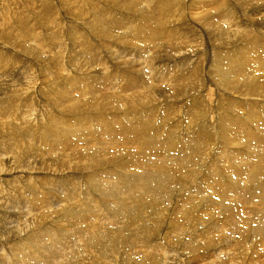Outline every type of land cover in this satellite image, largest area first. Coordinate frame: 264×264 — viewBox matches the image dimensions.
Wrapping results in <instances>:
<instances>
[{"label": "rangeland", "instance_id": "1", "mask_svg": "<svg viewBox=\"0 0 264 264\" xmlns=\"http://www.w3.org/2000/svg\"><path fill=\"white\" fill-rule=\"evenodd\" d=\"M138 1L139 3L137 6L132 4L133 8L131 10L135 12L134 10L136 8V12L139 13L140 11L141 16L138 17V20L135 21L134 18H132L131 21L134 22H132L133 24L138 21L140 26L142 25L143 27L138 25L139 29L137 26L135 32H131L130 29L127 28L124 30L123 28L122 32H125L126 37V40H123L125 43L123 49H120L118 46L115 47L112 43L102 44L105 49H110L113 52L115 51L113 53V60H111V58L107 60L108 66H110L108 71L104 67L105 59L103 54L100 57L94 52L84 55L76 53L79 61L69 62L74 66L68 63V58H66L67 61L63 59L64 64H67L66 68L71 73V81L65 83V85L62 84L64 91L51 96L45 94V99L38 98V96H40L39 93L44 95V91L40 88H38L39 90L37 89L38 91L35 90L31 92L32 94H30V96L34 99L32 103H30V106L25 108L24 111L23 109L18 110L21 111V113L19 112L20 116H18L21 120L15 121L13 118V122H18L17 124L21 130L19 132L7 134L6 130L2 129V127L0 128V264H13L14 261L16 262L17 258L13 256L15 255L13 253H16L14 249L15 246L23 247L22 250L27 254L35 253L34 250L38 249V245L32 246L35 235L32 229L34 227L36 228V226L30 225L32 215H34V213L42 215L44 210L48 211V213L52 211L54 214L64 213L67 210V205L63 201V187L65 183L67 186H74L75 183H78L81 189L86 186L89 188H97L100 186L98 183H88V179L91 178L90 174L93 170L87 171L76 167L77 161H82L77 160V158L90 157V153L99 152L94 137V135L99 133L98 130L100 131L103 129L105 132L104 135H100L98 146L101 147V149L107 148L111 150V154H113V156H110L111 158H119L122 156L119 148H122V152L127 153V155L124 156L125 159L115 164V166L126 165L125 169H128L127 171L129 173H133L135 170L138 172L142 171V162L140 167L134 165L137 161L134 160L136 149H139L138 151L140 153L141 149H143L142 146L137 148V141H139L137 130L140 125L137 124V121H139L137 116L139 117L141 115L140 112L148 111L149 109H151L152 113H155V109H153L154 105L152 103H143L144 98L134 103L138 105L137 107L131 106L133 103H131L130 100L136 93L135 86L133 85H136V83L149 85L152 89L156 90L157 93L162 89L170 91L173 88L170 92L160 93V95H157V101L155 100V106L160 110H158L160 113L162 112L159 116V120L161 128L163 129L159 134L160 137L157 143L156 141H154L155 144L152 143V149L154 150V153H151V155H154L152 158H156L155 154L159 158L161 157L160 159L168 155L166 151L168 152L172 147V145L170 146L169 140L171 136L175 135L178 138L184 137L185 134L183 136H181V134L183 131L187 132L188 130L185 129L183 120L186 118L189 106H192L189 100L194 95L200 96L198 97L200 99V105L196 107L201 109V112L205 115L204 118L208 116L206 119H203L202 122L205 121L209 123V134L212 135L213 139L211 143L207 145L206 150L205 145H201L203 152L200 151L198 157L194 158L190 165L192 176L189 178L181 177L170 184L167 193L168 197L163 204L165 205L164 207L171 206V209H173L174 206L181 207L180 209L183 210V214L189 212V215L184 217L187 218L189 226L196 229L189 236V230L185 227V234L181 241H170L168 239L167 244L163 243L162 247L165 249L166 255H164V252L159 254L160 251H156V254L160 256H144V254L140 252L143 247L138 249L136 241L130 239L124 245H122L123 242L120 243L122 246L121 249L115 252L117 255L114 254L117 257L109 256L110 254L108 255L107 253L101 252L98 254V259L96 261L99 260L102 264H107L105 260L114 262L115 259L116 264H151L152 262L153 264H164V262H168V264H208L210 262L207 257L209 251L213 252L211 256L212 260L216 258L214 254H217L221 248L226 247V242H236L237 237H239L238 228L242 224L241 220L239 222V218H246V221L254 220L252 223H249L250 228L257 227L256 223L258 222H262L261 225H264L263 211L252 210V205L246 202L244 203V207H242L244 209H241L239 196L236 195V197L233 198L234 196L231 195V192L234 189L228 188V186L231 185L230 182L235 179L237 173V175H241L242 183L245 186V188H235L238 190V193L240 192V194H242L245 191L248 193V190L252 189L253 183L251 181L255 180L256 182V179L251 177L248 183V172H246L247 163L244 164V161H247V159L250 158L249 156L254 153L251 161L252 171L257 172V168L263 169L264 160L262 163L260 161L264 153V140L260 137L261 131L258 127H253L252 134L254 142L247 143L245 139H241L240 137L233 138L229 136L227 127L224 125V123L226 124L224 117L228 116L229 113V115H234L232 113L234 111L235 114L240 116L239 121L246 122V127L250 129L252 126L250 127V124L245 121V118L250 116L247 114L251 113L253 110L257 113L264 110V78L262 77V75H264V49L262 48V53H260L262 60L253 55L252 51L248 53V59L251 60L247 69L249 77L251 76L250 78L240 73L238 77H236V74H233L234 71H227V69L221 70L219 73L216 70L217 61L220 59H228L227 65H230L228 67L233 68L236 65L238 54L241 53L243 47H245L243 43L259 39L256 38L258 34L260 38H264V0H226V5L224 4V0H182L184 13L179 21H176L175 17L170 16L171 13L173 14L176 11H166L164 8H160L158 0H156L158 2L155 0ZM124 2L127 1H121V3ZM127 5L129 7V3ZM95 8L94 13L99 15L101 9L98 7ZM181 8L182 5L179 3L178 11H180ZM36 10L38 11V9ZM230 10H232V14ZM109 19L111 20L112 16H109ZM65 24L68 26L69 22L67 21ZM44 25V31L49 33L47 28L48 23L44 22ZM80 28H82L81 25ZM64 29L68 31V28ZM83 29L85 30V28ZM121 29L122 28H120V31ZM170 29L172 30L171 32L169 31ZM66 30H63V32ZM241 30L245 31V37L246 33H249L246 38L241 35L243 32ZM143 31L147 32V34H144ZM15 33L16 35L14 34L13 36H15L16 42L20 40L17 43H21L23 40L19 38L21 36L20 33ZM66 33L64 32L63 35L61 34L64 40L67 37L66 35H68V33ZM250 33L252 35H250ZM117 34L121 33L118 31L114 32V36ZM162 37H164V42ZM229 37L232 38L228 39ZM170 39L172 44H170ZM42 40L40 39L35 43L36 45H30L33 49L34 47L39 48L41 44L40 48L43 50L41 51V55L40 53L38 56L36 54V56L32 57V59H34L33 61H28L29 59L23 58V60L19 61L12 69L6 68L10 75L8 84L10 81L18 82L21 79L26 80V78L21 75V71L25 66H29L28 68L32 67L36 70L34 72V78L38 85H40V82H43L44 78L47 76L50 78L47 82L49 87L57 80L56 78L61 81L65 78L66 73L64 70H58L60 74L57 75L56 70L59 68L56 69L57 64L51 61V51L58 45L56 47L52 45L51 48L48 44L51 38H49L48 42H46V39ZM94 40H96V38H94ZM95 44L97 43L95 42ZM115 44L118 45V43ZM78 46L79 44L77 43L71 47L72 51L75 49L77 51ZM254 47H258V45L254 44L251 48ZM117 49H119V51L116 52ZM160 49L161 51L159 52L158 50ZM33 50L34 53H36L35 49ZM20 52L22 51L17 49L15 55L19 56ZM170 52L171 55H168ZM46 58L50 59V61L47 60L50 66L52 65L50 69L48 67L49 63L46 62ZM42 60L43 63H41ZM179 63L180 65L177 66ZM46 64H48V66ZM181 66L184 68L185 72H188L190 69L194 71L197 68H203V75H200V82L194 89H190V87L192 88L193 86H191V79L189 78H185V81H182L184 85L181 83L176 84V81H178L177 69L178 67L181 68ZM44 67L46 69H44ZM83 72L87 74L84 75ZM226 79L227 82L231 81L230 83L228 82L230 85L229 87H233L239 82L241 85L248 82V87L253 82L256 84V87H260L258 86L260 82L261 89H247L246 87L240 86L235 89H226L222 85L223 81ZM170 81L175 84V86L173 87L171 85L167 88ZM16 82L14 84H16ZM126 85L128 86L127 91L125 90ZM10 87L11 90L14 88V85ZM175 87L178 89L187 87V94L183 96H173L171 92H174ZM63 104H65V106H62ZM95 104H99V107H94ZM126 105L132 109L127 110ZM226 109H229V111ZM230 110L232 111L230 112ZM254 111L252 114H255ZM23 112L26 114V117L30 118L28 123L32 125V129H35L31 137L32 140L27 138L29 136L27 132L30 129L28 127L25 129L22 128V126H26L21 117L23 116ZM159 112L156 113L158 114ZM167 114H169V117ZM4 116L5 115H3L0 110V120ZM220 117H222L223 120ZM54 118H56L63 127V130L59 131L60 134L64 136L65 133H68V135H65L67 142L64 143L62 148L58 147V145H60V143L57 142L59 139H57V137L55 138V136H49L48 134L50 132V127L47 124L51 126L50 122ZM153 118L154 117H152V119ZM259 120L260 123L264 122V120L260 118ZM199 121L201 122V120ZM74 122H78L80 125L78 126V130L74 128L73 131H71ZM182 123H184V125H182ZM154 124L156 125V121ZM47 130L49 132H46ZM191 133L192 131L187 132V134ZM146 139L149 140L148 135ZM167 139L169 144L166 143ZM246 139L252 140V138L249 137ZM47 141H51L52 143L49 142L45 144ZM160 142V147L156 146ZM259 143H263V146L259 145ZM198 147L200 148L199 145ZM159 148L160 152L157 151ZM259 149L261 152L263 151V153H261ZM257 150L259 151L255 154ZM260 155L261 157H259ZM66 159L70 160L69 165L65 164L66 162L64 161ZM108 161L109 160L105 161V170H101L97 174L114 170L109 168L113 166L112 162L106 165ZM242 165L245 168L244 170H241ZM233 168H236L238 171L234 172L232 170ZM112 172L115 173L114 171ZM261 174L262 179H264V171L261 172ZM108 177L115 178V175L111 174ZM224 177H226V179ZM192 178L194 180L193 182H191ZM220 186L222 190L219 189ZM200 189L203 190V199L197 198L195 195V192ZM44 201L45 206L43 205ZM241 202L243 201L241 200ZM34 206H36L35 208L41 207L44 209L42 212L36 211L34 210ZM73 208H75V206ZM202 213L209 214L212 219H206L205 217L200 219L197 215ZM171 214H173V212H171ZM51 215L53 214L48 215L50 217H48L47 221H44L47 223V226L40 229V231L44 232L48 227L62 226L63 223L59 219L63 214ZM173 216L176 219L182 218L180 213ZM261 218L263 219L262 221ZM183 221H185V219ZM146 222L147 217L144 218L143 223L140 222V224L145 225ZM50 224L53 225L51 226ZM208 227L209 230H207ZM166 230L167 229L162 230L154 242L161 241V233L166 232ZM144 233L142 235H144ZM155 234L158 233L155 231ZM221 236H223L222 239H220ZM200 237L219 240V243L216 242L218 244L213 245L215 249L213 247L211 249L207 247L203 248L202 246L206 252L208 251L202 254L204 250L199 248V245L197 246L196 244H202V239ZM190 238L192 243L196 245L198 255L193 252L194 246L189 252L192 253V255H196L193 256L196 257V259L188 258L189 252L187 249H184L186 244L190 242ZM257 240V243L254 244V252L256 251L255 247H259L264 238L259 236ZM247 241L251 242L252 239L249 238ZM261 252L264 254V246L261 247ZM253 253L250 256V260L255 264ZM179 255L181 258H179ZM73 259L74 256L72 257V261ZM90 259H93V257H86L85 261ZM49 260L52 261L53 258ZM56 262L54 264H59L58 260Z\"/></svg>", "mask_w": 264, "mask_h": 264}, {"label": "bare ground", "instance_id": "2", "mask_svg": "<svg viewBox=\"0 0 264 264\" xmlns=\"http://www.w3.org/2000/svg\"><path fill=\"white\" fill-rule=\"evenodd\" d=\"M121 1L123 0H0V41H2L0 42V110L2 111V114L5 115L0 120V128L2 127V129L6 130L7 134H12L21 130L19 129V126L17 124L18 122H13V118L15 119V121L21 120L18 117L20 116L19 112L21 113V111L18 110L23 109L24 111L25 108H28V106H30V103H32L34 99L30 96V94H32L31 92L40 88L42 91H44V95H41L39 93L40 96H38V98L45 99V94L51 96L57 95L64 91L62 84L65 85V83L71 81V73L66 68L67 64H64L63 59L68 58V63L70 61L78 62V53L84 55L86 53L94 52L97 53L100 57L103 54L105 59L104 67L105 69H107V71L110 69L107 60H110L109 58L113 60V53L115 51L113 52L110 49H105L102 44L112 43V45H114L115 47L118 46L120 49H123V46H125L123 40H126L125 32H122L123 28L124 30L125 28H127L130 29L131 32H135L137 30L135 28L138 25L140 26V23L138 21L135 22V24H133L134 22L131 21L132 18H134V20L136 21L138 20V17L141 16L140 11L139 13L136 12L135 7V12L131 10L133 8V5H138L139 1L126 0L129 3V7L127 5V2L121 3ZM158 1L160 4V8H164L166 11H176L173 14L171 13L170 15L175 17L176 21H179L182 18L184 13L182 0ZM179 3L182 5L180 11H178ZM224 4L226 5V0H224ZM95 7L101 9V13L99 15H96L94 13L96 9ZM35 8L38 9V11ZM230 11L232 14V10ZM109 16H112L111 20L109 19ZM67 21L69 22L68 26H66L68 23L65 24ZM44 22L48 23L47 28L49 30V33L47 31H44ZM131 23L134 25V27ZM80 25L82 26V28H80ZM140 27L143 26L141 25ZM64 28H68V31ZM83 28H85V30ZM120 28H122L121 31ZM171 29L169 30L170 32L172 31ZM63 30H66L64 32L68 33V35H66L67 37L65 40L61 37V34H64ZM116 31L120 32L121 34H117L114 36V32ZM241 31H243L241 35L246 38L249 33H246L245 37V31ZM15 32H19L22 36L19 37L21 38V40H23L21 43H17L20 40H17L16 42L15 36H13L14 34L16 35ZM143 33L147 34V32L145 31H143ZM250 35L252 34L250 33ZM257 36L256 38H259L261 41L259 39H254L252 41H247L243 43L245 47H243L242 52L238 54L236 65L233 68L228 67L230 66L227 65L228 59L218 60L216 67L218 73L221 72V70L227 69V71H234L233 74H236V77H238L239 73L241 75H244L245 77H249V73L247 70L248 65L251 61L248 59L249 51H252V54L256 57L261 58L260 53H262V48L264 49V38H260L259 34ZM49 38H51V41H49ZM94 38H96V40H94ZM162 38L164 42V37ZM230 38L232 37H229L228 39ZM40 39H46V42L49 41L48 44L51 48L52 45H55L54 47L58 45L55 49H53V51L55 50L54 52L50 50L52 52L51 61L57 64L56 69L59 68L56 70L57 75L60 74L58 70H64V72L66 73L65 78L62 81L56 78L57 80L53 82V85L51 87H49L47 85V82L50 80V78L49 76H47L46 78H44L43 82L39 81L40 85H38L36 79L34 78V72L36 70L32 67L28 68L29 66H25L21 71V75L25 77L26 80L21 79L18 82L10 81L8 84V81L10 80V75L8 74L9 71L6 68L12 69L19 61L23 60V58L29 59L28 61H33L34 59H32V57L36 56V54L38 56L39 53L41 55V51L43 50H41L40 48V43H38L40 44L39 48H33L35 49L36 53H34V50L30 46L31 44L37 43ZM95 42L97 44H95ZM77 43L79 44L77 51L76 49L72 51L71 47H73ZM115 43H118V45H116ZM170 44H172L171 39ZM254 44H257L258 47L251 48ZM17 49L22 51L19 53V56L15 55ZM117 51H119V49H117L116 52ZM158 51L160 52L161 49ZM168 55H171V52ZM43 60L41 63H43ZM47 60L50 61V59L46 58V62L49 63ZM46 65L48 66V64ZM179 65L180 63L177 66ZM51 66L49 63V69ZM44 69L46 68L44 67ZM177 71L178 81H176V84L181 83L184 85V82L182 81H185V78H189L191 79L190 84L191 86H193L192 88L190 87V89H194L195 87H197L196 85H198L200 82V75H203V68H197L194 71L190 69L188 72H185L184 68L181 66V68L178 67ZM83 74L85 75L87 73L83 72ZM262 77L264 78V75H262ZM227 79L224 80L222 84L226 89H235L239 86L246 87L247 89H261L259 81L257 82H259L258 86L260 87H256V84H254L253 82L251 85H249V87L248 82L242 85L239 82L235 86L229 87V83L231 81H228V83ZM15 82L16 84H14ZM13 85L14 88L10 90V86ZM171 85L173 87L175 86V84L170 81L168 83L167 88H169ZM133 86H135L136 93L135 96L130 100V102L133 103L131 104V106L137 107L138 105H135L134 103L144 98L143 103H152L154 105L153 109H155V113H152L151 109H149L148 111L140 112L141 115L139 117L137 116V119L139 120L137 121V124H140L137 130V133L139 134L137 148H139V146H142L143 149H141V153L138 151L139 149H136V153H134V160L137 161L134 163V165L140 167L142 162V171L138 172L137 170H135L133 173H129L127 171L128 169H125L126 165L115 166V164H118L125 159L124 156L127 155V153L122 152V148H119L120 153H122V156L119 158H111L110 156H113V154H111V150L107 148L101 149V147L98 146V140L100 138V135L105 134L103 129L100 131L98 130L99 133L97 135H94V137L96 141V147L97 149H99V152L90 153V157L77 158V160L82 161H77L76 167L87 171L93 170L90 174L91 178L88 179V183H98L100 184V186L97 188H89L86 186L85 188L81 189V186L78 183H75L74 186H67L65 183L63 187V201L67 205V210L64 213H55L63 214V216H61L59 219L63 223L61 227H48L44 230V232L40 231V229H43L47 226V223L44 221L48 220V217H50L48 215L53 214L51 216H54L55 214L52 211L48 213V211L46 210L42 212L44 208H35L38 205L34 206V210L41 211L42 215H37L36 213H34L30 220V225L36 226V228L34 227L32 229V231L34 230L35 233L32 246L34 247L35 245H38V249L40 250L37 249L34 250L35 253L27 254L22 250L23 247L15 246L14 249L16 253H13L15 254L13 256L16 257L17 260L16 262L14 261L13 264H54L57 260L59 261V264H102L99 260L96 261L98 259L97 256L99 253L103 252L107 253L108 255L110 254L109 256H116L117 254L115 252L118 249H121L122 247L120 243L123 242L122 245H124L130 239L136 241L138 249L143 247L140 252H142L144 256L158 257L160 255H157L156 251H160L159 254L161 252H164V255H166V251H164L165 249L162 247V244H167L168 239L170 241H181L185 234V227L189 230V236L196 229L191 228L189 226L187 218L184 217L189 215V212L183 214V210L180 209L181 207L174 206V208L171 209V206L164 207L165 205L163 204L168 197L167 193L169 191L170 184L172 182H175L177 179H180L181 177L189 178L192 176V170L190 169V165L194 158L198 157L200 151L203 152L201 145L204 144L206 150L207 145L211 143L213 139L212 135L209 134V123L205 121L202 122V120L206 119L208 116L204 118L205 115L201 112V109L196 107L200 105V99L198 98L200 96L194 95L192 98H190L189 101L192 106H189L186 118L183 120L185 125L184 123H182L185 129H187L188 131H192V133L187 134L188 131H183L181 136H183L184 134L185 135L182 138H178L175 135L171 136L169 140L170 146L172 145V147L169 149L168 152L166 151V154L168 155H165V158L163 156V158L160 159L161 157L159 158L155 154L156 158H152L154 157V155H151L152 152L154 153V150L152 149V143L155 144L154 141H156L157 143V140L160 137L159 134L163 129L161 128V123L159 120V116L162 112L160 113V110L157 108V106H155V100L157 101V95H160V93L170 92L173 88L170 91H168L167 89H162L163 91L160 90L157 93L156 90L152 89L149 85H144L143 83H136V85ZM127 89L128 86L126 85L125 90L127 91ZM174 89V92H171L173 93V96H183L187 94V87H182L181 89L175 87ZM62 106H65V104H63ZM94 107H99V104H95ZM126 109L129 110L132 108L126 105ZM227 111H229V109ZM231 111L232 110H230V112ZM253 111H251V113L249 114L246 113L251 117H244L245 121L250 124V127L252 126L250 129L249 127H246V122L239 121L240 116L235 114L234 111L232 112L234 115H229V113L228 116H225L224 121L226 122V124L224 123V125L227 127L228 135L233 138L240 137L241 139H245L247 143H253L254 137L252 134V128L258 127L261 131L260 137L264 140V122L260 123L259 120V118L261 120H264V110L260 111L261 114L257 113L256 111H254L255 114H252ZM156 112L159 113L157 114ZM168 115L169 114H167V116ZM21 117L23 118V123L26 124V126H22V124L21 126L24 129L27 127L30 129L27 132V134L29 135L27 138H30L32 140L31 137L32 134H34L33 132L35 131V129H32V125L28 123L30 118L26 117V114L24 112L23 116ZM152 117L154 118L152 119ZM220 118L223 120L222 117ZM199 120H201V122ZM155 121L156 125L154 124ZM50 123L51 126L47 124L50 127V132L48 130L46 132H49V136H55V138L57 137V139H59V141L57 142L60 143L58 147L62 148L64 143L67 142L65 135H68V133H65L64 136L60 134L59 131H62L63 127L56 118L52 119ZM79 125L80 124L78 122H74V126H70L71 131H73L74 128L75 130H78ZM147 135L151 142L146 139ZM247 137L252 138V140H247ZM49 142L52 143L51 141H47L45 142V144ZM166 143L169 144L168 139ZM160 144L161 142L158 143L156 146L160 147ZM198 145L200 146V148L198 147ZM259 145L263 146V143H259ZM259 150H257L255 154H257ZM157 151L160 152V148ZM261 153H263V151ZM253 154L254 153H252V155ZM252 155L249 156L250 158L247 159V161H244V164L247 163L246 172H248V183L250 182L249 178L253 177L256 179V182L255 180L251 181L253 183V187L251 190H248V193L250 194H248L246 191L240 194V192L238 193V190L235 189L240 187L245 188L244 184L242 183L241 175H237V173L235 179L230 182L231 185H229L228 188L234 189L231 192V195L234 196L233 198H235L236 195L239 196V203L241 204V209H244L242 207H244V203L246 202L247 204L252 205V210H261L264 214V179H262L261 174V172L264 171V167L263 169L257 168L258 171L253 172L251 163ZM263 156L264 153L262 155V158H260L261 163L264 160ZM259 157H261V155ZM106 160H109L106 165L109 162L113 163V166H110L109 168L114 169L112 171H114L115 173H113L112 171H105L102 174H97L99 171L105 170ZM64 162H66V165L70 164L69 159H66ZM244 169L245 168L242 165L241 170ZM232 170L234 172L238 171L236 168H233ZM111 174H114L115 178L108 177ZM224 178L226 179V177ZM193 181L194 180L192 178L191 182ZM219 189L222 190V187L220 186ZM202 192L203 190L201 189L196 191V197L203 199L204 195ZM241 200L243 202H241ZM43 205L45 206V201ZM74 206L75 208H73ZM171 212H173V214H171ZM177 213L181 214V219H176L173 216ZM197 216H199L200 219H202L203 217H205L206 219H212L209 214L205 213H202ZM146 217L147 222L145 223V225H141L140 222L143 223V219ZM184 219L185 221H183ZM238 220L239 222L241 220L242 224L238 228L239 237H237L236 242H226V247L221 248L217 252V254H214V257L216 258H213L212 260L211 256L213 255V252L207 251V257L210 261H208L209 263L207 262L208 264H253L250 260V256L254 252V244L257 243L258 237L260 236L264 238V225H261L262 222H258L256 223L257 227L250 228L249 223H252V221L254 220L246 221V218H239ZM262 220L263 219L261 218V221ZM50 225L52 226L53 224ZM165 229H167L166 232L161 233L160 239L162 240L154 242V240L158 238L160 232ZM207 230H209V227L207 228ZM155 231L158 234H155ZM143 233L144 235H142ZM200 238L202 239V244H196L197 246L199 245L198 247L202 250H204L203 248L205 247L211 249L213 245L219 243V240H214L211 238L207 239L206 237ZM222 238L223 236L220 237V239ZM249 238L252 239L251 242L247 241ZM262 246H264V240L261 242L259 247H255L256 251L253 253L255 264H264V254L261 252ZM192 247L194 248L193 252L198 255L196 251V245L192 243V240L190 238V242L186 244L184 249H187V251L189 252V250L193 249ZM203 252L207 253L205 250L202 251V254ZM196 255H192V253L189 252L188 258L196 259V257H193ZM73 256L74 259L72 261ZM86 257H93V259L85 261ZM50 258H53V260L50 261ZM179 258H181L180 255ZM105 263L116 264V259L114 262L105 260ZM151 264H153V262ZM164 264H168V262H164Z\"/></svg>", "mask_w": 264, "mask_h": 264}]
</instances>
